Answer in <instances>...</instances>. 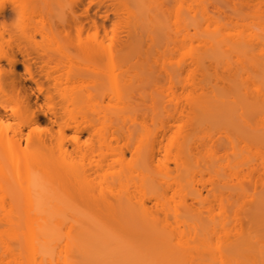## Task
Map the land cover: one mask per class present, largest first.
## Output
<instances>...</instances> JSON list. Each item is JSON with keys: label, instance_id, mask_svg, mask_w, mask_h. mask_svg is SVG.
I'll use <instances>...</instances> for the list:
<instances>
[{"label": "bare ground", "instance_id": "1", "mask_svg": "<svg viewBox=\"0 0 264 264\" xmlns=\"http://www.w3.org/2000/svg\"><path fill=\"white\" fill-rule=\"evenodd\" d=\"M261 3L264 0H0V59L10 64L6 75L14 97L24 88L14 77L17 63L25 80L46 99L63 83L65 89L76 90L71 102L91 111V93L107 90L103 93L115 103L106 119L123 139L120 154H133L140 175L133 193L94 195L100 216L66 221L65 194L51 186L65 180L63 159L55 160L43 178L50 185L38 189L32 174L40 170V156H32L29 149L44 148L46 138L27 136L22 146L1 132L7 155L26 159L28 166L36 164L18 175L21 191L13 210H4L0 199V264H264ZM60 65L64 73L51 77L50 68ZM115 69H121L118 76ZM135 81L139 83L134 87ZM178 87L189 89L183 105L178 104ZM84 88L88 92L79 94ZM26 90L25 110H11L18 133L34 121ZM134 91L146 100L143 113L155 124L152 129L144 126L136 141L125 125L139 106ZM5 96L0 87L2 108L7 107ZM164 111L187 118V129L173 132L168 146L162 142L170 130L160 118ZM63 112L49 108L44 113L52 124ZM61 123L75 132H96L90 119ZM213 131L218 135L212 145L228 146L232 158L219 164L220 156L210 147L200 167L194 154L212 140ZM50 133L57 135L58 130ZM224 167L227 178L220 177ZM202 168L215 176L205 195L220 209L207 221L187 202V196L196 202L203 199L191 183ZM168 188L177 197L172 207ZM158 206L166 213L172 209L174 227L159 222L153 212ZM113 212L126 215L116 220Z\"/></svg>", "mask_w": 264, "mask_h": 264}, {"label": "rangeland", "instance_id": "2", "mask_svg": "<svg viewBox=\"0 0 264 264\" xmlns=\"http://www.w3.org/2000/svg\"><path fill=\"white\" fill-rule=\"evenodd\" d=\"M249 3L255 4L256 1H250ZM260 6L264 9V3H261ZM248 18L252 19V17ZM3 39H7V35H5ZM105 43H107V40H105ZM18 57H20L19 54ZM64 65L51 67V77H60L64 73ZM9 68H11L10 64L5 59H0V87H2L4 93H6L4 99L7 105L5 108L0 107V199L4 210H13L16 206V200L21 191L18 184L20 180L18 175L22 174L25 168H31L32 165L34 168V164H36L35 162H29L28 166L26 159H16L7 155L5 147L3 146L4 140L2 139V133L4 132H6L7 138L18 141L22 146L25 145L27 136L31 139H35L37 136L46 138V145L44 148L36 150L35 147L32 146L29 149L32 156H40L37 162L41 164L40 170L32 174V184H35V187L38 189L42 188V184L50 185L49 182L43 178L50 172V166H52L55 160L59 158L63 159L68 169L65 173V180L61 184L58 182L51 183V186L53 189L64 192L65 194L64 200L66 210L63 212L62 216L66 221H70L75 217L93 218L100 216L98 200L94 196L98 192L106 193L111 191L112 193H117L125 191L133 193L139 188L140 175L138 174L139 170L134 161V156L128 150H124L123 155L120 154L119 146L122 144L123 139L118 136L119 133L117 131H113L114 127H112L106 119L108 110L113 107L115 103L114 99L110 98V95L103 93L107 90L91 93L92 96L88 102L91 111L83 110L80 104H73L70 97L76 90L69 91L65 89L63 83L50 94V98L46 99L41 93L36 91L32 82L27 79L25 80L23 67L17 63L14 66V71L16 72L14 77L16 81L20 82V87L24 85L25 90L27 89L26 92H30L27 108L34 112V121L24 126L22 132L18 133L16 129L17 119L11 110L15 108L25 110L26 106L22 101V95L25 93V90L21 87L17 94V98L14 97L15 91L9 87L10 79H8L6 75ZM120 71L121 69H115L113 73L118 76ZM138 83L139 82L135 81L134 87ZM107 87L108 84L105 85L104 89ZM188 91L189 89H181L179 87L176 89L179 105H183L184 102H186L184 99ZM87 92V89L84 88L79 94ZM134 103L139 104V106L131 111V120L127 121L125 125L128 126L130 138L136 141L139 135L142 134L144 126H148V128L152 129L155 127V124L148 114L143 113V103L145 104L146 100H142L136 91H134ZM49 108L63 109L64 114L58 123L51 120V124V122L48 121L49 118L44 112ZM160 118L164 124L170 125V130H166V135L162 141L165 146L169 145V138L173 132L178 129L180 132H184L187 129V118L185 115H170L169 111H164L160 115ZM85 119L93 121L96 130L95 133H90L87 128H83L80 132H75L70 126H64L61 123V121H67L72 125L75 120L82 121ZM52 130L53 132L58 130L57 135H54V133L51 135L50 132ZM122 131L125 132V129L123 128ZM212 134V140L206 143L204 141L203 144L198 147L199 151L194 154V157L198 160L200 158L203 159L206 150L210 147H214L217 152L216 154L221 158H218L220 161L218 163H225L226 161H224V159L227 157H229V159L232 158L231 150L228 146L225 147L224 144L212 145V141L217 137L218 133L213 131ZM75 135L76 138L73 139L72 137ZM170 149L172 150V147H170ZM163 154L164 151L162 150L161 156H163ZM168 157L169 154L165 158L168 159ZM169 164L172 165L170 161ZM203 164V160L200 159L199 163L196 165L203 166ZM193 166H195V164ZM200 167L196 166V168ZM224 168L223 170L221 169L220 177L226 175L227 178L229 170L227 171L226 168V171H224ZM207 171L202 168V171H200L201 173L199 171L198 173L195 172L196 175H194L193 182L191 181L194 188L202 191L203 199L201 202L193 201L187 196V202H193V212L200 215L204 221H207L210 216H217L220 211L218 203L211 202L210 198L205 195L207 189L212 185V178L215 177L212 175V172ZM256 173H258V171L254 172V174ZM170 175H173L172 171ZM231 178L232 181L230 183L233 184L236 179L234 176ZM167 197L170 198L169 205L172 207L177 197L171 196L170 188L167 189ZM109 200L112 203L114 202L110 195ZM148 204H150V202H148ZM154 209V215L158 217L160 223H163V221L169 222V227H174V217L171 214V208L170 213L168 211V213H166V211L164 212V209L159 206L157 209ZM122 214L126 215L125 213ZM122 214L113 212L112 217L116 220H120Z\"/></svg>", "mask_w": 264, "mask_h": 264}]
</instances>
